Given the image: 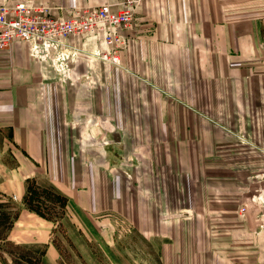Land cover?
Returning <instances> with one entry per match:
<instances>
[{
    "label": "rangeland",
    "instance_id": "obj_1",
    "mask_svg": "<svg viewBox=\"0 0 264 264\" xmlns=\"http://www.w3.org/2000/svg\"><path fill=\"white\" fill-rule=\"evenodd\" d=\"M6 1L8 4L24 1L46 7L53 16L64 19L72 18L77 13L84 14L108 2V0ZM239 1L244 3L245 0ZM187 2L183 0L181 3L188 6ZM258 2V19L264 24V0ZM180 7L184 10L187 8L183 5ZM167 8L170 15L178 6L168 3ZM162 11L164 12V9ZM149 14H154L153 8ZM145 16L147 15H142L140 11L136 12L134 23H144ZM173 21L182 27V30L187 25L192 26L194 22L188 19ZM133 29L134 24L125 33L128 43L119 51L121 59L119 65L92 56L107 51L104 40L105 49L91 50V56L87 55L90 53H84L77 44L67 42V57L58 64L61 78L59 83L67 88V108H64V112L59 106L52 108V115L55 116H51V121L45 124L55 169L42 174L39 181L32 180L35 182L33 186L53 189L65 197L68 194L89 196L98 214L97 218L95 217L96 222L93 221L100 231L106 230L104 235L99 236L98 242L113 243L115 248L113 257L124 260L123 264H155V239L161 243H183L188 238L193 241L196 237L201 243L205 240L212 244L228 243L226 238H229V227L234 226H238L236 231L239 230L245 238V244L238 251L243 257L250 258L251 243L256 244L258 240V248L260 244L264 247V103L260 101L261 105L255 112L254 110L246 112L247 122L244 120L240 122V115H236L235 112L237 109L235 83H238L237 94H242L243 99L264 100V25L259 28L258 44L248 42L242 45L249 56L255 52L257 58L251 59L244 55L242 58H227L225 60L229 67L227 74L194 77L196 89L189 91L188 94L192 95L196 103L194 109L197 111L181 107L178 101L166 105V100L172 98L166 95L169 92L160 90L157 91L158 96L155 98L157 102L158 99H162L164 104L151 105L152 98L146 96L145 99L142 90L139 91L140 86L143 87L142 83L136 76L130 78L129 74L122 70V52L128 50L129 39L135 34ZM152 29L154 28H149ZM172 45L179 46L182 50L186 48L206 50L212 46H219L208 43H162V51L169 53ZM226 45L229 47V43ZM131 55L127 57L125 65L139 67L138 57H134L136 54ZM84 60H87L93 70L96 68L100 70L92 75L88 74V71L87 74L79 73L76 68L84 65ZM135 61L136 66L133 65ZM171 62V58L163 59L165 72L171 68ZM235 64L237 66L234 68ZM113 68L114 83H109L114 89L113 100L110 101L109 94L107 101L106 75L101 70ZM177 68L187 71L185 64L182 68L178 66ZM162 77L168 76L163 74ZM177 77L180 91L181 87H186L185 79L190 76ZM87 84L89 86L91 84L92 89L99 90L98 105L96 102L94 105L91 104ZM76 89L83 99V105L74 107ZM51 98L58 99L59 94L56 92ZM244 110L250 108L244 106ZM75 114L77 118L74 117ZM78 114H81L83 120ZM95 114H98V117ZM248 115L259 118L255 117L251 122ZM208 117L216 119V122L208 121ZM236 131L243 135L241 140L235 137ZM241 148L242 150L236 152ZM7 157L12 163L16 162L12 159L13 154L10 153ZM63 166L69 167L70 170L60 169ZM240 173L244 176L243 186L236 185L240 183L238 182ZM48 182H54L56 186H50ZM61 183L68 185L62 186ZM203 195L211 197L208 212L204 216L206 219L196 218L189 221L184 219L179 212L186 208L193 212L199 211L201 207H197V204H201L200 198ZM45 196L48 199L41 207L47 216L58 223L54 229V240L62 251V257L66 262L76 260L78 251L74 242L78 235L73 227H83L78 224L71 226L69 223H62L65 217L64 201L53 196ZM187 198L189 203H183L182 200ZM218 198H225V203H221L220 206L226 215L209 220L207 214H214L216 208L213 205H217L212 201H218ZM16 199L12 198L10 204L0 209V237L6 236L4 233L13 223L12 217L16 212L14 209H17ZM86 207H89V204H86ZM198 220L202 223L203 221L211 223L209 234L204 229V235L202 228L198 231L192 229L187 233L185 223ZM248 232L254 237L253 240L246 234ZM82 237L89 240L88 236ZM0 249L15 253L14 255L25 264H40L42 261V250L30 256L27 255L30 252L27 253L28 251L9 244L0 243ZM100 250L98 254L102 252V249ZM255 252L253 251V254ZM193 254L200 260L205 258L204 261L210 264H214V259L216 263L219 256L224 260L220 259V262L228 264L226 258L231 260L233 257V252L202 249L194 251ZM126 260L132 262L127 263Z\"/></svg>",
    "mask_w": 264,
    "mask_h": 264
},
{
    "label": "crops",
    "instance_id": "obj_2",
    "mask_svg": "<svg viewBox=\"0 0 264 264\" xmlns=\"http://www.w3.org/2000/svg\"><path fill=\"white\" fill-rule=\"evenodd\" d=\"M182 1L145 0L139 5L137 12L140 11L142 15L147 16L143 18L144 23H134V37L129 39L128 50L122 52V70L129 74L130 78L136 76L138 81L142 83L143 87L140 86L139 91L142 90L145 99L146 96L152 98L150 99L151 105L161 106L164 104L162 99H158L157 102L155 98L158 96L157 91L160 90L161 92H169L165 94L172 98L166 100V105L168 103L172 105V101H178L181 107L197 111L194 109L196 103L192 99V95L188 94L189 91L196 89L194 77L196 75L227 74L229 72V67L225 63L227 58L236 59L244 56L251 59L257 58L255 52H252L249 56L248 52L243 50L242 45L248 42L258 44L260 42L259 28L264 24L258 19L259 0H245L244 3L239 0H234V2H228L227 0H187L188 6L182 4ZM168 3H174L178 6V9L172 11L170 15H168ZM182 5L187 8L182 9L180 7ZM152 8L154 14L151 15L149 12ZM174 19H188L194 22L192 26L188 27L187 25L182 30V27L175 24ZM149 28L154 29L149 30ZM140 32L145 34H138ZM67 42L77 44L84 53H90L94 49H101L102 51L105 49L101 36L72 38ZM162 43H208L219 44V46H212L206 50H189L187 48V50H182L179 46L172 45L170 52L167 51L166 53L162 51ZM226 43H229V47ZM91 54L87 55L91 56ZM131 54H136L134 57H138L139 67L125 65L127 57L132 56ZM166 57L171 58L172 62L171 68L165 72L164 68L166 67L163 65V59ZM199 60L205 61L201 62ZM59 62L56 51L43 55L41 52L34 51L31 45L27 43H17L8 50L0 51V209L4 205L10 204L11 199L15 197L17 198L15 203L17 209L14 210L18 211V213L14 212L13 223L4 233L6 236L0 237V243L24 249L28 251L27 253L30 252V254H27L30 256L42 250L40 264H123L125 263L124 260L113 257L115 255L113 243L110 244V241L98 242L99 236L104 235L106 230L101 229L100 231L95 225V217L97 218L98 214L94 210L95 205L89 196L68 194L66 197L68 204L62 223H69L71 226L78 224L83 227H73L78 235L77 240L74 242L78 251V258L69 262L64 260L62 251L54 240V229H56L58 223L31 211L24 203L28 183L32 180L39 181L42 174L55 169L51 159L52 150L47 141L48 136L45 133L47 128L45 124L51 121V116H55L52 115V108L59 106L63 112L64 108H67V88L59 83L61 82ZM184 64L187 71L177 68V66L182 68ZM133 65L136 66L137 62H133ZM236 66L235 64L234 68ZM98 70L100 68L93 70L87 60H84V65L80 68H76V71L81 72V74L85 72L87 74L88 71V74L91 75L96 74ZM101 71L106 75L107 101L109 100V94L111 101L113 100L114 89L111 86L112 84L109 83H114V68ZM163 74L168 77H162ZM179 75L190 76L185 79L186 87H181L180 91L177 77ZM237 85L236 82L235 106L238 110L236 109L235 112L236 115H240V122H243V120L247 122L246 112H253V110L255 112L261 105L259 102L264 103V100L243 99L242 94H237ZM91 86V84L88 85L91 104L94 105L96 102L98 105L99 90H94ZM129 90L135 89L129 88ZM78 91V89L74 90V107L83 105V99ZM56 92L59 94V98L52 99L51 96ZM244 106L249 107L250 110L245 111ZM95 116L98 117V114H95ZM248 116L251 122V119L258 117ZM74 117L77 118V114ZM78 117L83 120L81 114H78ZM208 121L216 122V119L208 117ZM235 137L241 140L243 135L236 131ZM239 150H242V148L236 150V152ZM10 153L14 155L12 159L16 161L15 163H12L7 157ZM60 169L70 170L66 166ZM238 180L240 183H236V185L243 186L245 182L242 173H240ZM43 183L47 184V182ZM51 183L48 182L50 186H56L54 182ZM67 185L62 184V186ZM200 199L201 204H197V207H201L199 211L193 212L186 208V210L179 212L184 219L186 218L187 221L196 218L206 219L204 216L208 212L211 197L203 195ZM224 199L218 198V201H212L217 205H213L216 208L214 214H207L209 220L226 215V213L223 214L222 210L224 209L220 206L221 203H225ZM182 202L189 203V199L182 200ZM86 204H89V207H86ZM210 225L209 221H203L202 223L200 220L185 223L187 233L192 229L198 231L202 228L201 231L204 235V229L209 234ZM237 227H229V238H226L229 241L228 243L215 242V244H212L205 239L201 243L196 237L193 241L188 238L183 243H161L155 239V264H210V262L204 261L205 258L200 260L193 254L194 251L201 249L213 252H233L231 260L226 258L230 262L228 264H264V247L260 244L258 248V240L257 243L255 242L256 244H250L249 250L252 251L250 258L243 257L238 251L245 244V238L239 230L236 231ZM246 234L252 240L254 239L251 233ZM82 235L88 236L89 240L84 239ZM79 239L81 242H79ZM201 244L202 246H200ZM100 249H102V252L98 254V251H101ZM253 251L256 252L253 254ZM14 254L0 249V264H25L22 262L23 260ZM99 255L103 258H98ZM219 257L216 263L214 259V264H224L219 261L221 256ZM126 262L130 263L132 261L126 260Z\"/></svg>",
    "mask_w": 264,
    "mask_h": 264
},
{
    "label": "built area",
    "instance_id": "obj_3",
    "mask_svg": "<svg viewBox=\"0 0 264 264\" xmlns=\"http://www.w3.org/2000/svg\"><path fill=\"white\" fill-rule=\"evenodd\" d=\"M145 0H108L99 8L77 13L72 18H56L46 7L17 1L0 0V51L17 43L30 44L36 52L48 55L56 51L57 60H65L67 40L84 36H101L107 51L93 57L119 65V51L127 46L125 36L139 5ZM95 55V56H94Z\"/></svg>",
    "mask_w": 264,
    "mask_h": 264
},
{
    "label": "trees",
    "instance_id": "obj_4",
    "mask_svg": "<svg viewBox=\"0 0 264 264\" xmlns=\"http://www.w3.org/2000/svg\"><path fill=\"white\" fill-rule=\"evenodd\" d=\"M33 183L35 182L30 181L28 183L27 193L24 198V203L28 207V209L34 211L35 213L44 218L51 219V217L47 216V214L42 210L41 207L44 204V201L48 199L45 196L47 195L53 196L59 200L64 201L63 209H65L66 211L68 199L65 196L50 188H40L39 186H33Z\"/></svg>",
    "mask_w": 264,
    "mask_h": 264
}]
</instances>
